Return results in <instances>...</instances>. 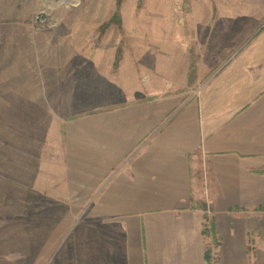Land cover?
Instances as JSON below:
<instances>
[{
    "label": "crops",
    "instance_id": "1",
    "mask_svg": "<svg viewBox=\"0 0 264 264\" xmlns=\"http://www.w3.org/2000/svg\"><path fill=\"white\" fill-rule=\"evenodd\" d=\"M177 11L153 34L154 50L162 36L160 81L66 122L68 178L87 200L81 221L71 207L49 233H26L42 264H210L206 216L216 221L217 264H250V243L262 252L264 0ZM192 52L200 88L190 96Z\"/></svg>",
    "mask_w": 264,
    "mask_h": 264
},
{
    "label": "rangeland",
    "instance_id": "2",
    "mask_svg": "<svg viewBox=\"0 0 264 264\" xmlns=\"http://www.w3.org/2000/svg\"><path fill=\"white\" fill-rule=\"evenodd\" d=\"M197 1L0 0V264H42L26 233H49L71 207L75 221L83 219L87 197L68 178L66 122L160 81L162 36L154 50L153 34L168 8L179 17L180 6ZM198 64L192 52L183 90L190 96L200 88ZM206 227L217 264L214 217ZM260 247L256 253L250 243V264H264Z\"/></svg>",
    "mask_w": 264,
    "mask_h": 264
},
{
    "label": "trees",
    "instance_id": "3",
    "mask_svg": "<svg viewBox=\"0 0 264 264\" xmlns=\"http://www.w3.org/2000/svg\"><path fill=\"white\" fill-rule=\"evenodd\" d=\"M120 1H122V0H120ZM204 207H206V205L205 206H203V205L201 206L202 209ZM203 210L206 211V208H204ZM207 220H208V217L206 216V222H207ZM204 235L206 236V238H208V233H207V227H206V225H205ZM208 259H209V262H210V251L209 250H208Z\"/></svg>",
    "mask_w": 264,
    "mask_h": 264
}]
</instances>
